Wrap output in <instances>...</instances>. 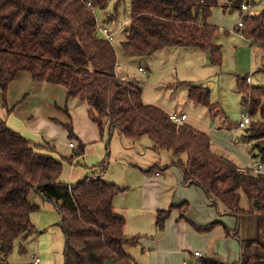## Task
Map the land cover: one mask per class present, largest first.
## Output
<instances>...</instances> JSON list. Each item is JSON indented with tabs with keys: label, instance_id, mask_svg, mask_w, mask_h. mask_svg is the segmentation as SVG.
<instances>
[{
	"label": "trees",
	"instance_id": "1",
	"mask_svg": "<svg viewBox=\"0 0 264 264\" xmlns=\"http://www.w3.org/2000/svg\"><path fill=\"white\" fill-rule=\"evenodd\" d=\"M241 1L227 0L222 8H240ZM106 5L107 0H0L2 106L11 112L28 96L25 93L9 105L11 83L23 74L33 83L59 85L65 89L66 100L75 97L87 103L88 116L100 132L107 122L126 139L147 137L155 150L171 151L183 183L198 185L214 205L221 203L237 217L253 211L264 215V173L239 171L236 164L211 150L206 133L170 120L162 109L143 102L137 83L116 75L115 49L99 32L93 10ZM217 5L218 0H130L122 48L148 56L166 46L194 47L208 52L211 64L220 65L222 49L215 42L220 28L207 22ZM243 19L241 33L261 43L264 7L256 14L246 13ZM259 71L264 74V60ZM184 85L190 101L213 107L208 87ZM236 87L246 111L261 118L243 129L242 138L252 144L253 157L264 162V85H250L241 76ZM56 108L66 118L52 119L72 136L67 107L57 103ZM38 148H44L43 144L32 142L0 118V261L8 258L16 239L33 232L30 215L39 205L29 195L36 191L53 201L61 215L64 264H137L125 251L126 242H135L137 237L126 238L125 220L113 211L114 198L124 189L95 173L74 185L63 183L59 180L61 160L38 153ZM82 151L78 149V154ZM242 195L247 208L240 205ZM174 207L182 208L183 218L186 203ZM172 208L157 210L159 231ZM216 224L200 229L210 230ZM225 234L239 241L240 258L234 264H264V241L240 238L237 228L225 229Z\"/></svg>",
	"mask_w": 264,
	"mask_h": 264
},
{
	"label": "crops",
	"instance_id": "2",
	"mask_svg": "<svg viewBox=\"0 0 264 264\" xmlns=\"http://www.w3.org/2000/svg\"><path fill=\"white\" fill-rule=\"evenodd\" d=\"M226 2L227 0H218V5L215 7H212L211 10H213V12L216 9L219 10V8H222V5ZM255 3L256 1L253 0L251 8L253 7V5L255 8ZM230 10L232 9L230 8ZM238 13L240 14L241 12L238 10ZM238 21L236 22V25H234V28L232 29V31L227 30V29L225 30L222 28L225 33H223L224 37H221L222 36L221 27L222 26L219 24L220 22L219 23L214 22L212 20L211 15L207 19V22L209 24L216 25L220 28L219 33L216 35L215 42L221 46L222 61L225 60V56H226V48H224L222 41L228 35L234 34L238 36V40L241 46L248 47L251 52H253L252 47L255 45L257 46L258 51H257L256 59H257L258 64L261 66L264 60V48L262 47L261 43L254 42L251 39L245 37L241 33L240 28L237 25ZM124 29H126V27H124ZM112 32H114V40L112 42V45H113L114 41L117 40L118 28L113 30ZM122 42L123 41L120 42L122 54L127 55L129 57L131 56L133 58H139L140 60H146V59L152 60L155 57V54L159 51L160 53H158L159 54L158 58L161 59V61L163 62L173 61L175 58V52H179L187 57V60H185L186 63H181V66L182 68H186L187 74H191L192 76H183V74H181L182 76H178V75L174 77L168 76V78H171V80L167 81L165 84L163 85H160L157 83L153 84L152 85L153 88L157 91V93L154 94V97L157 100H154L153 105L159 107L167 114L172 113V112L186 114V118L182 123L188 124L192 126L193 128L206 133L211 139L213 132H211V127H209V123L205 122L203 118L208 120V118L210 117V114L212 116H216L218 114L220 119L223 120L221 122L223 126L224 121H225L224 119L225 116L222 110H220V108H218L217 105L214 106L215 103L213 102H211V104H213V107L209 108L203 104L194 103L190 101L187 97V87L184 85V82L187 80H184V79H189L193 81L194 79L195 80L197 79L200 81H197V84L195 83H192V84L199 85V86H206L205 85L206 81L209 79L207 78V75H212L211 77H213V73L217 71L214 69H216L218 65L211 64L213 66L211 67L212 72L208 74L207 71L205 70L206 73L202 74L201 72L203 71H201L200 68H202L204 61L206 60V55H204L203 53L204 51L198 48L184 47V46H166L159 50H156L155 52L151 53L148 56H137V55H133V54L125 52L122 48ZM235 50H237V48H235ZM251 65H250V70L248 71V75L246 74V77H247L249 84L253 85L251 84L253 79L251 78L250 74H254V72H252L254 67L253 66L251 67ZM215 66L217 67L215 68ZM139 68H143V70H139ZM137 69L139 72L146 71V68H144L142 65H139ZM148 71L150 72V70ZM116 72L119 76L122 75L121 78L128 80L127 79L129 78V76H127L128 73L124 71L123 68L120 69V66L118 64L116 66ZM150 74H152V71L150 72ZM236 80H237V77L235 78V86H236ZM212 86L213 84H209L206 87L209 88ZM10 87H11V90L13 91V94L9 98L10 106H13L15 102H18L20 99H22L23 94L28 93V96H26L24 100H21V102L17 104L14 110H12L11 112L7 111L6 108H4L2 104H0V118L4 119L5 122H7V125L9 127L20 132L23 136H25L32 142L37 143V144H50L51 146H53L54 149L47 148L45 146L44 148H38L37 152L44 154V155H49L56 159L61 160L62 168H63V163L66 161L69 162L71 166L73 165L74 162H76V165H78L79 164L78 160H82L85 157L86 153L94 154L95 151L97 150L96 149L97 147L96 145L88 146V142L90 139H93L96 137H99L102 140L105 132H107L109 136L112 133L114 134L116 132L118 137L121 140L123 141L125 140V138L121 136V134L119 133L117 129H114V128L110 129L107 122H105V125L103 127V132H100V129L98 128L97 124L92 119H90V117L88 116L87 103L75 97H71L66 100L64 97L65 89L59 85H50L45 82L33 83L28 74H23L20 77H18L16 80H14L11 83ZM140 87L142 88L143 102L146 104L151 103L145 99L144 97L145 92L143 90V87L142 86ZM182 87L185 88V94H186L185 97H181L179 96V94H177L178 89ZM167 88H170L173 90L171 94H169L168 100L167 101L158 100V97L160 96V92H161L159 89H161L162 92H166ZM236 90H237V87H236ZM209 93H210V90H209ZM237 93H239L238 90H237ZM57 103L61 106L64 105L67 107V110L71 118L72 133H73L72 136L69 135L68 130L63 125H61L59 122H56L52 119V117H56L62 120H65L66 118L65 115H63V113L58 108H56ZM214 111L216 112L215 115L213 113ZM259 120H261L260 116H259ZM238 123L237 125L236 124L234 125V128H236L237 130L244 129V128H239ZM53 135H56V136H59V135L66 136L67 135L69 139L68 145L69 147L73 149V152L69 156H62L61 154H58L56 145L51 143L48 140V137L53 136ZM143 138L144 137L139 138L137 140L126 139L127 140L126 146H129L130 144L133 145V144L139 143L141 140H143ZM241 138H242V135H241ZM242 139L248 145L246 149H247V152L251 154L250 157L252 159L244 166H241L240 164H238L236 160L229 159L227 158V156L221 154L217 150H214L212 140H211V150L218 155L226 157L231 162L236 164L238 167L249 166L250 165L249 163H251L254 160H257V162L259 161L260 163H262V166L264 168V162H261L259 158L257 157H253L251 153L253 149L252 144L248 142L245 138H242ZM107 145H108V142L105 143V150L108 148ZM148 147L151 150H153V152L156 153L157 156L163 151H169V150H159V151L155 150L153 148L151 141ZM80 148H83V151L82 153L78 154V149ZM98 150H99V155H102L103 149L98 147ZM65 158H71V160L68 161ZM175 159H176V156L171 152V156L167 160V163L164 166V168H161L160 170L156 169L155 171H152L153 165H150L147 169L142 171L144 175L140 179V186H139L140 187V193H139L140 198L138 202L129 203L130 201H128L125 206H115L114 201H113L114 213L120 217H123L125 220L124 234L126 235V238L128 239L129 237H137L135 242L127 241L125 244V251L132 258L134 263L145 264V262H142L140 260L142 253L144 251L154 252L155 250L163 246L162 247L163 251H162L161 256H159L158 253L154 252L155 257L152 258L154 262L157 261L160 257L161 262H163V260L166 258L168 259V264H182L184 260H181V259L183 256H185L184 251H188L190 253V248L188 249L186 248L188 247V239L190 238V236L195 234L193 228L190 226V224L187 221L190 219L196 222H199V223H206V224L213 223V222L222 223V220H224L227 223L228 226L225 223H222L219 226L216 225L212 230H210L206 234H203L206 236L205 239H206L207 244L211 240L214 241L217 238H221L222 242L228 243L229 242L228 235L225 234V229H227L228 231H233L234 229L237 228V225L239 223H243V220L250 224L261 222V217H259L258 211L241 213L237 217L233 213L229 212L227 208L221 203L214 205L213 200L210 199L198 185L183 183L181 171L178 168H177L178 171L173 169L175 170V173H173L175 177V182L174 180L173 182L175 183L174 186L177 187V184L180 183L179 180H181L182 191L177 192L175 188V190L171 192V188L174 186L172 187L170 186V183L172 181L166 182L165 171L170 166L176 167L173 165V161ZM103 164H104V161L99 166H93L91 168H88L89 173L99 174L101 178L105 180L106 182H111V183L116 184L114 181L105 179L103 175L100 174L101 169L104 168ZM159 164H160V159L156 160L155 165H159ZM77 170H78L77 172L78 177H80L84 171L80 169H77ZM59 180L62 182L61 174H60ZM188 193H190L192 196L195 197V204L196 203L200 204L201 210L203 211V215H196L194 213L195 204L191 202L188 196H186ZM123 194L124 196H128V193L125 191ZM117 195L115 196V198L117 197ZM182 203H186V209L184 210L185 216L183 218L180 217V210L182 208L174 207ZM240 205L243 208H247L248 207L247 199H246L245 205L243 203L241 204V201H240ZM168 207H173V208L170 211L169 216L165 220L164 233H166V235H162L161 231L159 232L160 234L158 233V228L156 226L157 210L162 209V208L166 209ZM245 224H241V226ZM241 226L239 229H241ZM253 230H255V228H253ZM62 233H63V230H62ZM244 233H245L244 234L245 238H253V236H250V234H246V232ZM256 233H260L261 238L259 239L253 238V239L264 241V230L258 231V228H257ZM41 234L42 232H38V235H41ZM213 235L214 237H211ZM24 250H25L24 247L20 246V251L23 252ZM63 251H64V247L62 250V258H63L62 264H64ZM193 253L194 252L191 253V259H201V264H204V262H209L212 264H214V262H218L220 264H234V263H237L240 258V249H239V258L237 261L230 260L226 256L222 257V259H219L216 255L206 257V256H203L202 253L200 252V255L194 256ZM7 260L8 259L6 258L4 260V263L7 264L8 262ZM40 262H41L40 258L38 262H35L33 258L32 264H39Z\"/></svg>",
	"mask_w": 264,
	"mask_h": 264
},
{
	"label": "rangeland",
	"instance_id": "3",
	"mask_svg": "<svg viewBox=\"0 0 264 264\" xmlns=\"http://www.w3.org/2000/svg\"><path fill=\"white\" fill-rule=\"evenodd\" d=\"M119 1L107 0V5L104 9L94 7L93 10L96 21L100 25L103 24L108 29L110 28L112 31L118 28L117 40H115L113 43V47L117 56L116 66L118 64L120 69L123 68V70L128 73V80L143 87L145 99L148 102H151L149 104H153L154 100H157L154 97V94L157 93V91L153 88V84H165L167 81L171 80V78H168V76H182L181 74H183V76H192L191 74H187V69L182 68L181 66V63H186L185 60H187V57L179 52H175V58L173 61L163 62L158 58V53H160V51L155 54V57L152 60H140L139 58H133L131 56L129 57L122 54L120 42L123 41L125 37L123 28L128 23L131 13L130 0ZM255 1V8L253 5V7L248 11L252 12V14L258 13V11L264 7V0ZM238 10L239 8L234 10H230V8H219V10L216 9L214 12L211 10L210 15L214 22H220L219 24L222 26L221 29L223 28L225 30L227 29L232 31L234 25H236V22L241 19V13L239 14ZM223 29L221 37H224L223 33L225 32ZM222 44L224 48H226L225 60L222 61V64L220 65L221 67L219 65L218 67L215 66V68H217L214 70L217 71L213 73V77H211L212 75H207V78L209 79L206 81L205 85L207 86L209 84H213L212 87H209V100L210 102L215 103L214 106L217 105L218 108L222 110L225 116V121L222 126L221 122L223 120L220 119L218 114L216 116H212L210 114L208 120L205 118H203V120L209 123L211 132H213L211 136L213 149L227 156L229 159L236 160L241 166H244L252 160L250 157L251 154L247 152L246 147H248V145L241 138L244 130H237L234 128V125H237V123L242 119V114L249 113L246 111L242 103L241 94L237 93L235 78L246 76V74L248 75L251 63V67H254L252 71L254 74H250L251 78L253 79L251 84L264 85V74L259 71L260 65L256 59L258 51L256 45L252 47L253 52H251L248 47L241 46L238 36L234 34H230L225 37L222 41ZM235 48H237V50H235ZM203 53L206 55V60L204 61V64L200 70L203 71L201 72L202 74H205L206 71L209 74L212 72L211 67L213 66L209 61L208 52L204 51ZM139 65H142L144 68H146V71L139 72L137 69ZM148 70H150V72L152 71L153 75L150 74ZM184 80H187L185 82L195 84H197V81H200L197 79H194V81L189 79ZM159 90L161 92L158 100L165 101L168 100L169 94H171L173 91L170 88H167L166 92H162L161 89ZM177 94H179L181 97H185V88L182 87L178 89ZM1 98L2 94L0 92V104ZM213 113L215 115L216 112L214 111ZM249 115L253 121L259 120L258 114ZM48 140L56 145L58 154H61L62 156H69L73 152V149L68 145L69 139L67 135H53L48 137ZM107 142L108 148L105 150V143ZM91 145H96L97 150L94 154L86 153L82 160H78V165H76V162H74L72 166L67 161L63 163L61 180L62 182L69 185H74L77 181L81 180L85 176L92 174L89 173L88 168L99 166L104 161V168L101 169L100 174L103 175L105 179L114 181L116 185L125 189L124 191L128 193V196H124V191L120 192L114 200L115 206H125L128 201H130L129 203L138 202L140 198V179L144 175L142 171L147 169L150 165H153L152 171L164 168L167 160L171 156L170 151H163L157 156L156 153H154L153 150L148 147L150 145V140L147 137H144L139 143L126 146V138L124 141L121 140L116 132L114 134L112 133L110 136L107 134V132H105L102 140L99 137L90 139L88 146ZM43 146H46L47 148H53V146L50 144H43ZM98 147L103 149L102 155H99ZM65 159L68 161L71 160V158ZM158 159H160V164L155 165L156 160ZM77 169L84 171L80 177H78ZM173 169L178 171L177 167L173 166H170L165 171L166 182L172 181L170 183L171 187L175 184V177L173 174L175 173V170ZM179 182L180 183L177 184V187L174 186L171 188V192H173L175 188L177 192L182 191L181 180H179ZM186 196H188L191 202L195 204L194 196H192L190 193H188ZM241 197V204L243 203L245 205L246 198L243 195ZM29 199L39 205V207L32 211L30 215L31 222L33 224V232L27 236H21L14 241L12 251L7 258V264H32L33 258L35 257L41 259L39 264H62V250L65 240L63 236L64 234L61 230V215L58 211L57 205L51 200L44 199L42 195L36 191H32L30 193ZM194 213L196 215H203V211L201 210L199 203L195 204ZM259 217H261V222L259 223L250 224L243 220V223H239L237 225V233L240 238H245L244 232H246V234H250V236H253V238H261L260 233H256V229L258 228V231L264 230V215L259 213ZM187 221L193 228L195 234L190 236L188 239V247L186 248H190V253L188 251H184L185 256H183L181 260H186L191 264H201V259H191V253L195 250L201 252L202 255L206 257L216 255L219 259H222V257L226 256L230 260H238L239 241L236 238L228 236V243H224L221 241V238H217L214 241L211 240L207 244L205 239L206 236L203 235L212 230L216 225L219 226L222 223L227 225L224 220H222V223L217 222V224L210 230L200 229L201 227L204 228V226L210 223H199L191 219ZM241 224L245 225L241 226ZM240 226L241 229H239ZM253 228H255V230H253ZM37 231L42 232V234L38 235ZM159 232L160 231L158 230V233ZM161 232L162 235H166V233H164V229ZM211 237H214V235ZM20 246L24 247L25 250L23 252L20 251ZM162 247L154 251L155 253H158L159 256L162 254ZM154 252L144 251L140 257V260L145 262V264H168V259L165 258L163 262H161L160 257L154 262L152 259L155 257ZM0 258H2L1 251ZM0 264L6 263L0 261Z\"/></svg>",
	"mask_w": 264,
	"mask_h": 264
},
{
	"label": "built area",
	"instance_id": "4",
	"mask_svg": "<svg viewBox=\"0 0 264 264\" xmlns=\"http://www.w3.org/2000/svg\"><path fill=\"white\" fill-rule=\"evenodd\" d=\"M252 2L253 0H242L241 1V4H240V12H241V19L238 21L237 25L239 27L243 26L244 25V19H243V15H245L246 13H249V9L251 8L252 6ZM87 5H91V2L90 1H87L86 2ZM97 28L99 30V32L109 41V42H113L114 40V32H112L110 29H108L107 27H105L103 24H99L97 22ZM261 45L262 47L264 48V40L261 42ZM139 70H143V68H139ZM117 76H119L117 74V72H115ZM168 117L170 120L174 121L175 123L177 124H180L182 123L185 118H186V114L184 113H176V112H172V113H169L168 114ZM252 121V118L249 114H242V119L239 121L238 123V127L239 128H246L250 122ZM72 145V143H71ZM239 171H242V172H246V171H251V172H254V173H264V168L262 166V163L260 162H257V161H252L250 163L249 166H246V167H239L238 168ZM194 256H198L200 255V252L199 251H194ZM35 262H38L39 261V258H34ZM182 264H191L189 262H187L186 260H184L182 262ZM206 264H210V263H206Z\"/></svg>",
	"mask_w": 264,
	"mask_h": 264
},
{
	"label": "water",
	"instance_id": "5",
	"mask_svg": "<svg viewBox=\"0 0 264 264\" xmlns=\"http://www.w3.org/2000/svg\"><path fill=\"white\" fill-rule=\"evenodd\" d=\"M120 77H122V75H120ZM256 204V202H254V205ZM160 234V233H159Z\"/></svg>",
	"mask_w": 264,
	"mask_h": 264
}]
</instances>
